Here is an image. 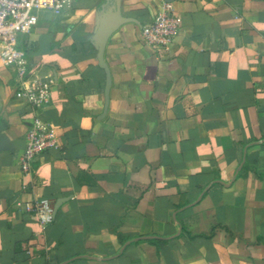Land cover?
I'll use <instances>...</instances> for the list:
<instances>
[{"label": "crops", "instance_id": "0c3cea01", "mask_svg": "<svg viewBox=\"0 0 264 264\" xmlns=\"http://www.w3.org/2000/svg\"><path fill=\"white\" fill-rule=\"evenodd\" d=\"M165 0H74L20 40L58 148L18 160L35 116L0 61V264H264V0H173L168 50L141 29ZM132 22L94 41L109 14ZM49 200L42 227L25 209Z\"/></svg>", "mask_w": 264, "mask_h": 264}, {"label": "built area", "instance_id": "2783aa9c", "mask_svg": "<svg viewBox=\"0 0 264 264\" xmlns=\"http://www.w3.org/2000/svg\"><path fill=\"white\" fill-rule=\"evenodd\" d=\"M74 0H0V61L15 74L14 98L24 100L34 112L31 127L25 134V147L18 160L23 173H29L34 159L49 149L58 148L56 131L39 116L48 103L51 87L37 80L32 73L27 54L19 46L22 37L31 34L41 13L59 16L70 8ZM180 19L175 15L172 3L163 1L153 21L141 29L143 42L156 50H168L179 31ZM25 209L33 212L42 227L54 219L53 205L46 199L25 203Z\"/></svg>", "mask_w": 264, "mask_h": 264}, {"label": "water", "instance_id": "95a60500", "mask_svg": "<svg viewBox=\"0 0 264 264\" xmlns=\"http://www.w3.org/2000/svg\"><path fill=\"white\" fill-rule=\"evenodd\" d=\"M167 2H172L173 0H165ZM132 22L129 18H124L120 16L119 14H109L108 17L102 19L99 23L98 30L95 34L94 41L98 45V54H97V60L100 65V67L105 72V104H107L108 101V95H109V88H110V75L109 70L107 68V65L104 62V50L106 43L109 39V37L116 31L118 28L126 23ZM0 150H11V147L8 144L7 139L5 136L0 135Z\"/></svg>", "mask_w": 264, "mask_h": 264}]
</instances>
